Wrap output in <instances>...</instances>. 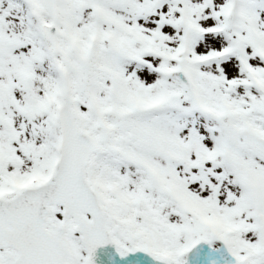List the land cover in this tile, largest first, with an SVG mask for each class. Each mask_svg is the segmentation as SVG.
Segmentation results:
<instances>
[{
  "label": "snow or ice",
  "instance_id": "6c2138e0",
  "mask_svg": "<svg viewBox=\"0 0 264 264\" xmlns=\"http://www.w3.org/2000/svg\"><path fill=\"white\" fill-rule=\"evenodd\" d=\"M0 264H264V0H0Z\"/></svg>",
  "mask_w": 264,
  "mask_h": 264
}]
</instances>
